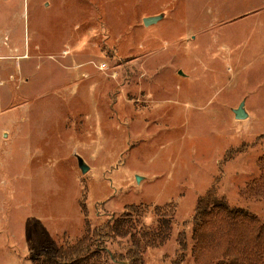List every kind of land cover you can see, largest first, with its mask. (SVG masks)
I'll list each match as a JSON object with an SVG mask.
<instances>
[{
    "label": "rangeland",
    "instance_id": "obj_1",
    "mask_svg": "<svg viewBox=\"0 0 264 264\" xmlns=\"http://www.w3.org/2000/svg\"><path fill=\"white\" fill-rule=\"evenodd\" d=\"M263 156L264 0H0V264L128 216L142 264H196L212 186L264 223Z\"/></svg>",
    "mask_w": 264,
    "mask_h": 264
},
{
    "label": "trees",
    "instance_id": "obj_2",
    "mask_svg": "<svg viewBox=\"0 0 264 264\" xmlns=\"http://www.w3.org/2000/svg\"><path fill=\"white\" fill-rule=\"evenodd\" d=\"M247 191L256 199H264V156L260 161V174ZM132 219L119 217L94 230L88 227L87 234L73 244L41 249L36 264H93L94 258L99 259L96 264H142L141 241L130 230ZM171 222L160 218V237L171 232ZM128 236L131 241L125 252L117 254L107 247L109 240ZM156 239L151 238L153 242ZM192 239L196 264H264V223L247 208L231 205L214 186L197 200L192 217ZM179 244L182 251L189 249L182 233ZM100 250L104 251V256H100ZM184 258L182 254L181 261Z\"/></svg>",
    "mask_w": 264,
    "mask_h": 264
},
{
    "label": "water",
    "instance_id": "obj_3",
    "mask_svg": "<svg viewBox=\"0 0 264 264\" xmlns=\"http://www.w3.org/2000/svg\"><path fill=\"white\" fill-rule=\"evenodd\" d=\"M159 18H160L159 16L146 17L144 18V23L146 25H149L151 23L156 22ZM235 115L237 118L247 117L248 113L245 111L243 102L240 104V106L237 109H235ZM79 166L83 173L89 170V166L85 163V161L81 157H79Z\"/></svg>",
    "mask_w": 264,
    "mask_h": 264
}]
</instances>
